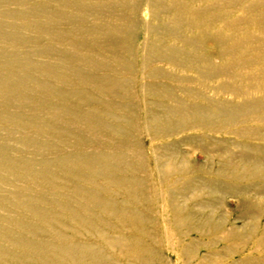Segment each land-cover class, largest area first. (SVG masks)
<instances>
[{
    "label": "rangeland",
    "instance_id": "374dc122",
    "mask_svg": "<svg viewBox=\"0 0 264 264\" xmlns=\"http://www.w3.org/2000/svg\"><path fill=\"white\" fill-rule=\"evenodd\" d=\"M77 1L101 10V20L56 0L49 7L87 28L132 22V50L121 51L129 71L76 22L31 15L24 25L1 13L20 11L18 0H0V25L20 38L0 40V50L38 64L14 74L31 79L20 89L24 95L45 102L10 98L4 104L0 94V111L18 117L0 118V146L30 169L0 165V249L16 257L0 255V264H74L55 257L57 247L69 244L97 248L115 264H148V257L153 264H264V0H137L134 11L128 8L133 0ZM34 27L58 32L53 37ZM72 70L121 80L125 88L105 94L76 80ZM35 81L95 100L72 102ZM49 105L65 111L56 114ZM90 108L100 115L95 128L71 113ZM193 115L201 117L188 119ZM152 117L170 128L156 131L148 124ZM44 123L58 131L41 129ZM87 154L108 156L110 165L99 174L84 168L70 176L71 165L59 162ZM107 175L125 178L128 187L108 183ZM95 189L117 214L91 204L87 192ZM118 214L129 218L121 222ZM134 216L141 221L134 223ZM87 222L109 239L138 242L144 261L108 247ZM17 239L33 247H16Z\"/></svg>",
    "mask_w": 264,
    "mask_h": 264
},
{
    "label": "bare ground",
    "instance_id": "6f19581e",
    "mask_svg": "<svg viewBox=\"0 0 264 264\" xmlns=\"http://www.w3.org/2000/svg\"><path fill=\"white\" fill-rule=\"evenodd\" d=\"M99 1H102V0H99ZM18 2L22 6V9L20 11H18V12H1L2 15H10V16L15 15V16L22 19L24 25L27 24L26 17L31 16V15H37L38 17L39 16L43 17L49 21H52V22H55L58 24H60V23L73 24L76 22L77 29L79 31L88 32V34L90 36H93L95 38L96 37L99 38L101 40L100 43L104 46L105 49H107L111 54H113L115 56V60L123 68H125L127 71H129L131 69L129 63L127 62L126 57L121 54V51L129 53V51L132 50L130 43H129L131 38H132V32H133L132 22L130 20L124 21V24L122 26L105 25V24H102L100 22V23L96 24L95 26H93L92 28H87L83 25V21L80 18L65 15L58 10H56V11L52 10L49 7L50 0H37V1H34V0H18ZM56 2L61 7H70L73 10L77 11L78 13H90L96 19L101 20V17H102L101 16L102 13L100 12L101 10L98 11V9H96L95 6H91L90 4L81 3V2H78L77 0H56ZM100 6L101 5H98V7H100ZM128 8L131 11L137 10V0H133L131 2V6ZM154 12H156V11H154ZM108 15H109V13H108ZM44 28L45 29H41V27H36L35 30L50 32L49 34L53 37L56 36V33H54V32H58L55 29H50L48 27H44ZM18 39H20V38L18 37V34L14 30L6 31L0 25V40L9 41L10 43L15 44V42L18 41ZM25 42H27V41L23 40L22 43H25ZM29 43L34 45V46H37L38 40L33 39ZM78 49H79V47H78ZM38 50L42 53H46V54H50V55H53V53H54V52L50 51V48H47V47H40ZM151 50L154 53L156 52V50L153 48ZM172 51H174V50H170L168 52L169 57H172V55H173ZM74 54H76V53H74ZM14 55L6 54L0 50V94L2 95V97L4 99L3 103L6 104L10 98H13V99H19L21 101L29 100L30 102L35 103L38 106H44L45 105L44 101H41V100L38 101V100L32 99V97H27L20 90L21 87H23V85L26 83V81H30L31 79L28 77H19L16 74H14V71L17 69H20V68L26 67V66L27 67L28 66H38V64L32 63L33 61L31 62L29 60L30 58L28 59L25 57V58L18 59ZM78 60L80 62L88 63L95 68H99V66H100V64H97L96 62H95L96 64H92L90 62V60H88L87 58H81ZM71 73H73L76 80L83 82L84 84H88L92 88H94L100 92H103L105 94L113 95L116 93L115 90H117L119 88H121V89L125 88L123 81L116 80L115 78H111L108 76H100V75H96V74H92V73H83V72L78 71V70H76V71L72 70ZM34 83H36V86L38 89L54 92L56 95L59 94L60 96H65V98H67L68 100H70L72 102L76 101V102L80 103L81 101H83L84 97H86V99H88V101L89 100H92V101L95 100V99L94 100L91 99L92 97L82 90H76L73 92L63 93L60 90L53 89L52 87H50V85H48L46 83L39 82V81H35ZM151 89H150V93L153 91V90L151 91ZM69 90H71V89H69ZM155 91H157V90H155ZM161 92H163V90ZM98 100H99V98H98ZM7 104H10V103H7ZM112 107H114V106H112ZM49 108L51 110H53V112L56 114H59V113H62L65 111V110H63L60 107L55 106V105H49ZM181 109H182V107H181ZM71 113H72L73 118L76 121L82 122V124H85V125H89L90 128H95L96 123L99 122V120H100L99 113L96 112L95 110L91 109V108L89 111H86L83 113L80 110L78 111V109H77V111H72ZM197 116H199V115H193V116L189 117L188 119H193V118H196ZM199 117H201V116H199ZM202 117H203L202 120H204V122L209 120L207 115H203ZM0 118L7 119V120H15L18 117L11 116V115L7 114L4 110H2V111H0ZM114 120H115V118H114ZM181 121L186 122L187 120L184 119V117H183ZM114 124H116V123H114ZM148 124L151 127H153L154 129H156V131H161V130L170 128L169 122L157 121L155 119V117L150 118V120L148 121ZM117 126H119V125H117ZM40 128L43 130H48V131H58V129L53 127V125H51L50 123H44L43 125L41 124ZM112 129L114 131H117V129L114 127ZM121 148H123V147H121ZM83 153H84V151H83ZM59 162L61 164L71 165V170L74 173L70 174V176H75V175L79 176L82 172V169H84V168L89 169V171H92L95 174H99V173H101V167L103 165L104 166L110 165L108 156L101 155V154L77 155V156H72V157H68V158H62V159H60ZM118 162L119 161H117L116 163H118ZM0 165H2L6 169H12L13 167H17V166L18 167L24 166V168L26 170H30L28 163L26 164V162H23V161L10 159L6 155V149L4 146H0ZM108 172H107V174H108ZM105 178H106V180H108V183L110 182V183L115 184L116 186L122 187L124 189L126 187H128V185H129V184H127L125 178L116 177L113 175H107V176H105ZM136 182H138V181H136ZM87 194H88L89 200H90L92 205L101 207L103 210H105L111 214H117V211H116V208H115L113 202H111L110 200H107V199H103L99 195V193L96 189L92 190L90 192H87ZM34 212L40 218H44V219L46 218L45 213H43L41 210H35L34 209ZM69 213H70L69 215H71V218H77L76 215L74 213H72L71 211ZM118 216H119V219L121 222H124L125 220H127L129 218V216H127L126 214H120V215L118 214ZM139 221H141V218H137V216L135 217V219L133 218L134 223H137ZM91 224L92 223L87 222L85 224L86 228L95 230L97 232L98 237H100V239L108 247H110L113 250H116V252L126 254V257L134 256L135 261L140 262L143 260L145 252H144L143 248L140 247L138 242L135 241L132 245H129V244L127 245V243L123 242L121 238L109 239L105 236L103 231H100L97 228L95 229V227H93V225H91ZM60 230H62V229H60ZM12 244L15 245L16 247L19 246V247H25V248H30V249L33 247L29 242L22 240V239L13 240ZM69 245H71V246H67L64 248L57 247V253H56L55 257L56 258L58 257V258L69 259L74 264H115L112 260H110L108 258L107 255H104L100 251L96 250L97 248L94 249L92 246H89L86 244H85L86 246H83V244H82V246L75 245V244L74 245L69 244ZM36 247L37 248L34 247L33 250L39 251L41 248L40 246H36ZM0 255L11 256L12 258H16L15 255H11V254H9L6 251H3L1 249H0ZM52 260H51V263L55 264L54 260L53 261ZM145 262L148 264H153L155 261L152 257H148L147 259L145 258ZM51 263L48 262L46 264H51Z\"/></svg>",
    "mask_w": 264,
    "mask_h": 264
}]
</instances>
